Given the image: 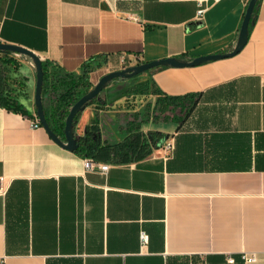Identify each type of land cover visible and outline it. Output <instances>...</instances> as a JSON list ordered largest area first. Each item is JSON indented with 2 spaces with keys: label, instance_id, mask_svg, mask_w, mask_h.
Here are the masks:
<instances>
[{
  "label": "crops",
  "instance_id": "obj_1",
  "mask_svg": "<svg viewBox=\"0 0 264 264\" xmlns=\"http://www.w3.org/2000/svg\"><path fill=\"white\" fill-rule=\"evenodd\" d=\"M0 0V42L79 75L93 57L92 88L113 71L164 59L231 53L250 0ZM8 76L35 108L36 69L19 59ZM264 0L235 56L194 67H158L148 79L168 96L199 97L186 121L144 122L160 148L103 174L32 120L0 107V264H264ZM91 88V89H92ZM104 90V89H103ZM81 111L83 136L97 117L105 144L129 135L138 102L105 97ZM143 108V111H142ZM137 124V122H136ZM147 236V241L142 240ZM233 259V262L230 261Z\"/></svg>",
  "mask_w": 264,
  "mask_h": 264
},
{
  "label": "trees",
  "instance_id": "obj_2",
  "mask_svg": "<svg viewBox=\"0 0 264 264\" xmlns=\"http://www.w3.org/2000/svg\"><path fill=\"white\" fill-rule=\"evenodd\" d=\"M259 5L260 0L256 3L249 31L255 22ZM13 55L15 54L11 52L0 51V107L28 119H34L37 117L36 107L34 108V113H31L18 100L17 90L24 87L23 83L10 78L7 70H5H18L19 64ZM105 61L106 59L101 56L89 59L82 65L80 74L77 76L62 71L57 65L42 61L44 70L42 101L45 118L51 130L62 141H65V123L70 109L81 97L89 93L92 88L89 82L90 73L97 67H100ZM147 72L150 73V71ZM115 80L121 81L127 79L118 78ZM125 94L127 96L157 95V99L153 107L147 104L145 118L139 113L131 115L133 121L129 122L127 127L129 135L115 145H108L103 142L99 120L96 117L86 127L84 135L77 138L76 149L73 151L76 155L94 162L111 161L114 163H127L141 160L151 154L153 149L160 148L168 137L159 132H151L147 136H144L140 132V124L150 121L154 123L176 122L181 126L200 100L199 95L197 97L194 95H165L156 89L149 79L130 86L126 89ZM99 99L100 94L91 100L87 106L97 103ZM80 115L81 113L76 115L73 129L78 124Z\"/></svg>",
  "mask_w": 264,
  "mask_h": 264
},
{
  "label": "water",
  "instance_id": "obj_3",
  "mask_svg": "<svg viewBox=\"0 0 264 264\" xmlns=\"http://www.w3.org/2000/svg\"><path fill=\"white\" fill-rule=\"evenodd\" d=\"M257 1L258 0L249 1L246 12H245V16L243 19V23L240 29L238 45L234 49V51H232L231 53L198 57L191 61H182V60L169 58V59H164L160 61L138 64L132 67L119 70V71H113L111 73L104 75L99 80V82L89 91V93L81 97L70 109L69 115L67 116L66 123H65V130H64L65 141H62L54 134V132L49 127L46 121V118H45L44 105L42 101V85L44 82V70H43L42 60L37 55H35L32 51L26 48L20 47V46H16V45H10V44L0 42V51L11 52L18 56H24L33 62V65L36 69V74H37L34 101H35V107L37 109V117L39 119V122L42 125V127L47 131V133L49 134V136L54 142H56L58 145H60L64 149L73 152L76 149V140L77 138H79L75 135L74 129H73V122H74L76 115L78 113H81V111L87 107V104L91 100L96 98L100 94V92L106 87L108 83L118 78H122V79L133 78L147 71H151V70H154L162 66H172V67H177V68L194 67V66H198L205 62L217 61V60L230 58V57L237 55L244 48V46L246 45L248 41L249 25H250L251 18H252Z\"/></svg>",
  "mask_w": 264,
  "mask_h": 264
},
{
  "label": "rangeland",
  "instance_id": "obj_4",
  "mask_svg": "<svg viewBox=\"0 0 264 264\" xmlns=\"http://www.w3.org/2000/svg\"><path fill=\"white\" fill-rule=\"evenodd\" d=\"M20 57L19 59H25L24 56H18ZM28 61L29 63L31 62L33 64V62L28 59L26 60ZM7 70V72H10V69H5ZM108 74V73H107ZM148 72L147 73H143L141 75H138V76H135L133 78H129L127 80H121V81H117V80H113L111 81L108 86H106L104 88V92H105V97H109V98H122V97H125L127 96V94H125V91L127 88H129L130 86L134 85V84H137V83H140L146 79H148ZM148 97H141L139 98L138 102L134 101L136 104L139 103L141 104V106L143 108H145V106L149 103L148 102ZM143 108H142V111H143Z\"/></svg>",
  "mask_w": 264,
  "mask_h": 264
},
{
  "label": "built area",
  "instance_id": "obj_5",
  "mask_svg": "<svg viewBox=\"0 0 264 264\" xmlns=\"http://www.w3.org/2000/svg\"><path fill=\"white\" fill-rule=\"evenodd\" d=\"M208 1H212V0H202L200 2V9L198 11V15H202L204 13L205 8L201 5L203 2H208ZM215 2L219 1V0H213ZM262 81H263V85H264V74L262 75ZM32 127L34 128H40L42 127V125L39 122L38 117H35L32 120ZM85 168L88 171H100L101 173L105 174L108 169L110 168V165L108 164H98L92 160H86L85 161ZM142 240L143 241H147V236L142 235ZM242 259L244 260L245 263L250 264V263H254L256 261V255L255 254H243L242 255ZM231 262H233V259H230Z\"/></svg>",
  "mask_w": 264,
  "mask_h": 264
}]
</instances>
